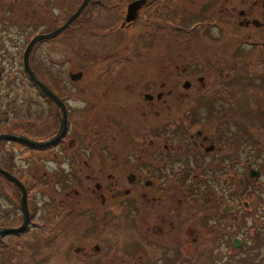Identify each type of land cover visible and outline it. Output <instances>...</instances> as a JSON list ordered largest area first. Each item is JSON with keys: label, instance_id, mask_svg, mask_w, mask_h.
I'll return each mask as SVG.
<instances>
[{"label": "flooded vegetation", "instance_id": "obj_1", "mask_svg": "<svg viewBox=\"0 0 264 264\" xmlns=\"http://www.w3.org/2000/svg\"><path fill=\"white\" fill-rule=\"evenodd\" d=\"M84 1L38 0L33 20L39 24L46 17L48 22L36 36L62 27ZM66 33L81 37L62 39L77 53L79 68L74 65L76 70L60 84L57 75L39 77L32 69L57 98L40 89L50 114L45 119L52 134L47 140L55 138L66 119L60 138L47 147L57 163L49 172L52 182L86 194L82 207L89 200L86 208L103 209L101 217L113 224L121 223L112 212L113 202H126L129 216L144 212L156 225L152 237L163 247L168 238L180 239L178 219L183 218L185 201L210 198L207 205L214 206L215 188L198 181L207 178L215 164L221 171L217 175L214 169L212 178L224 182L226 192L238 194L239 200L245 197L247 169L237 148L246 142V130L237 123L236 133L225 130L231 131L228 123L245 109L264 116V0H90L60 35L34 47L55 45ZM233 86L250 90L248 106L246 96ZM248 127L258 133L264 121ZM87 169L101 170L107 182L83 185ZM250 170L264 176L259 167ZM86 178L93 180L91 174ZM70 194L57 209L71 212ZM219 196L222 215L247 214L246 199L230 203L224 191ZM242 239L235 237L233 248L236 242L241 246ZM175 248L182 252L180 245Z\"/></svg>", "mask_w": 264, "mask_h": 264}, {"label": "rangeland", "instance_id": "obj_2", "mask_svg": "<svg viewBox=\"0 0 264 264\" xmlns=\"http://www.w3.org/2000/svg\"><path fill=\"white\" fill-rule=\"evenodd\" d=\"M37 2L38 0H0V133L16 132L30 140L46 142L52 135L45 121L50 115L46 98L37 84L39 89L33 86L34 82L28 78L23 62L27 45L48 22L46 17L42 23L34 22ZM42 16L46 14L42 13ZM67 35L71 40H81L79 33H66L59 37L60 41L55 45L45 42L38 48H33L30 66L39 77L49 79L50 75H57L59 78L56 83L60 84L59 81L65 80V75L76 70L74 65L77 68L81 65L76 62L77 53L62 41ZM233 63L230 62L231 65ZM233 87L238 95L246 96L248 106L250 90L246 87ZM244 111L241 115L237 114L239 118L228 123L231 131L225 132L234 134L240 125L246 130L247 140L237 148L247 169L245 197L239 200L238 194L226 192L224 182L212 178L214 169L218 171L217 175L221 171L215 164L211 174L210 169L205 174L207 178H199L198 181L201 186L210 183L215 188L213 199L211 198L214 206L212 209L208 207L210 198L193 197L192 200L185 201L183 218L178 219L183 232H177L178 229L174 232H177L180 239H166L165 247L161 245L160 239L155 242L156 239L152 237L156 234L154 221L147 220L144 212L129 216L124 208L126 202L116 201L111 204L112 212L121 222L113 224L101 217L103 209L98 211L86 208L85 203L89 200L82 207L83 197H88L86 194L73 193L69 186L67 189H60L63 186L58 187L56 182L51 181L53 174L49 172L56 170L57 163L52 162L47 152L48 146L32 148L33 146L15 140L0 141V166L11 172L26 188L30 213L29 227L23 232L0 235V264H264V176H249L250 168L258 167L264 175V130L258 128L257 133L255 129L248 127L254 123H262L264 116L262 111H258V114L249 108ZM34 117L44 122L32 120ZM256 138L258 146L254 141ZM227 149L235 151V147ZM45 172L47 176L43 175ZM195 172L192 171V174ZM86 174H91L93 180H87ZM102 175L101 170L87 169L81 176L83 185L92 186L96 181L107 182L108 179ZM188 180V177L185 178L184 187H181L184 192ZM223 191L230 203L246 199L249 204L247 214L222 215L218 205L221 203L219 193ZM67 192L72 196L68 207L71 212L57 209L63 204L61 200L67 198ZM21 202L20 188L0 175V230L19 228L23 224ZM140 203L144 205L143 200ZM205 207L207 208L202 210ZM252 209L254 213L250 214ZM222 210L228 211L224 207ZM200 211L201 217L197 218ZM88 216L89 219H85ZM202 220H208L210 224ZM256 227L260 230L261 237L257 238ZM235 237L243 238L237 250L233 248ZM193 240L196 242L193 243ZM176 244L181 246L182 252L176 251ZM96 245L100 247L99 253L96 252ZM188 260L191 262L188 263Z\"/></svg>", "mask_w": 264, "mask_h": 264}, {"label": "water", "instance_id": "obj_3", "mask_svg": "<svg viewBox=\"0 0 264 264\" xmlns=\"http://www.w3.org/2000/svg\"><path fill=\"white\" fill-rule=\"evenodd\" d=\"M89 1L90 0H85L84 3L82 4V6L79 8V10L62 27H60L56 31H54L50 34L38 35V36L34 37L31 40V42L29 43V45L27 46V48L24 52V55H23L24 56L23 57L24 68H25L26 73L31 78V80L35 84H37L46 94L51 96L56 101H57V98L52 94L50 89L47 86H45L43 83H41L37 79L35 73L33 72L32 68L30 66V55H31V52H32L34 46L37 43H39L41 41L53 39L56 36L60 35L65 29H67L70 26V24L81 14V12L87 6ZM65 127H66V119H64V121L62 123V127L60 129V132L55 136V138H53L52 140L46 141V142H37L34 140H30L29 138H26L24 136L9 135V134L0 135V141L9 139V140H15V141H18V142H21V143H24V144H27V145L33 146V147H47L50 144L56 142L60 138V136L62 135V133L65 130ZM0 175H2L6 180L12 182L14 185H16L22 191L21 208H22L23 216H24L23 224L19 228L1 229L0 235L23 232L28 227V224L30 222V213H29V209H28V205H27V201H26V197H27L26 188L15 176L11 175L9 172L5 171L2 168H0ZM258 176H259L258 172L251 171L250 178H257ZM238 246H239V243L236 242V247H238Z\"/></svg>", "mask_w": 264, "mask_h": 264}, {"label": "trees", "instance_id": "obj_4", "mask_svg": "<svg viewBox=\"0 0 264 264\" xmlns=\"http://www.w3.org/2000/svg\"><path fill=\"white\" fill-rule=\"evenodd\" d=\"M259 231H260V230L258 229V237H261V235L259 234ZM258 237H257V238H258ZM258 240H259V239H258ZM260 242H261V241H260ZM187 262L189 263V262H191V260H188ZM184 263H185V262H184Z\"/></svg>", "mask_w": 264, "mask_h": 264}]
</instances>
